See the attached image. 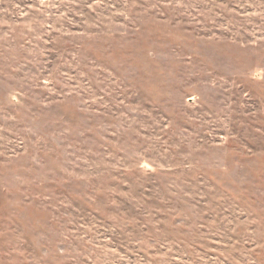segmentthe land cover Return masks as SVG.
Here are the masks:
<instances>
[{
  "label": "rangeland",
  "instance_id": "rangeland-1",
  "mask_svg": "<svg viewBox=\"0 0 264 264\" xmlns=\"http://www.w3.org/2000/svg\"><path fill=\"white\" fill-rule=\"evenodd\" d=\"M0 264H264V0H0Z\"/></svg>",
  "mask_w": 264,
  "mask_h": 264
}]
</instances>
